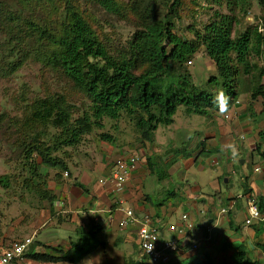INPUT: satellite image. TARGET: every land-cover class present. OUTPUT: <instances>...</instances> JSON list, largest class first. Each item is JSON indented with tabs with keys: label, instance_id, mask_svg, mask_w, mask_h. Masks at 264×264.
I'll return each instance as SVG.
<instances>
[{
	"label": "rangeland",
	"instance_id": "obj_1",
	"mask_svg": "<svg viewBox=\"0 0 264 264\" xmlns=\"http://www.w3.org/2000/svg\"><path fill=\"white\" fill-rule=\"evenodd\" d=\"M21 1L0 0V178L4 177L8 181V186L0 184V231L2 234H11L7 244L31 237L34 232H37L34 235L35 248L44 247L43 250L47 252H51L50 247L68 250L73 243H80V238L84 237L81 232L85 231L83 226L91 230L90 228L95 227L94 219L90 214L88 218L80 214L84 219H81L80 226L79 220L73 219V215L66 212L72 208V202L67 203V196H60V192L67 190L69 185H83V179L87 177L91 179L93 186H97L118 156L129 152L136 153L140 161L144 162L146 170L154 175L148 176L147 181L153 187H146L152 194L155 205L152 206L153 212L161 209L163 203H166L164 206L171 204V207H177L180 199L171 198L167 191L171 189L172 192H178L180 180L189 178L193 181L201 171V164L208 162L207 157H200L190 168L183 161L177 167L172 166L176 160L179 163L182 156L184 159L195 156V146L205 132L200 127L207 119L189 116L185 107L181 106L174 116V124L169 127L160 126L152 142L143 138L136 121L126 115L117 121L107 118L96 120L88 95L63 71L47 63L51 47L39 40L37 34L31 32L26 24L31 22L52 34L60 35L67 21L66 7L69 3L81 14L111 56L129 59L131 42L138 30L131 9L133 2L147 3L152 0H117L123 8L120 15L108 13L91 0H32L30 4H23ZM259 10L257 1H254L253 12L247 18L248 23L245 18L240 17L241 25L235 30L244 32L249 27L248 24L255 22ZM216 13L227 16L230 10L225 3L220 5L206 3L204 0H181L179 18L174 19L175 32L180 37L192 40L190 28L203 31L215 19ZM9 14L18 15L21 23L8 22ZM161 14L167 15L168 8H161ZM249 61L254 66L250 75H246L242 68L243 72L237 77V101L242 105H249L248 110L257 124L264 119V105L260 104V99L255 103L257 107L253 111L250 86L253 79L258 78L261 71L264 72V52L261 57L251 55ZM186 69L191 74L193 84L199 89L213 92L215 96L221 91L214 83H209L212 79L219 81L220 78L215 64L203 50L192 59V64H187ZM142 71L143 68L139 67L135 72L138 74ZM56 102L68 115L69 122L65 128L55 125L56 108L51 111L52 116L47 120L33 117L44 104L54 105ZM221 112L213 111L212 115L221 116ZM83 122L89 124L90 132L85 131L81 124ZM79 132L82 133L78 143L69 145L72 133ZM105 136L110 139H105ZM261 144H264L262 138ZM40 151L47 160H55L59 166L50 167L44 162L36 166ZM256 155L258 158L257 153ZM213 171L208 168L205 176ZM168 172L170 177L161 181ZM54 196L55 202L62 197L65 200L61 211H58L60 214L51 201ZM59 204L61 205L60 201ZM83 248L89 249L90 245L84 243ZM134 248L136 253V247ZM113 249L122 251V247H113L112 251ZM95 259L93 263L96 264L101 258L97 256Z\"/></svg>",
	"mask_w": 264,
	"mask_h": 264
},
{
	"label": "trees",
	"instance_id": "obj_2",
	"mask_svg": "<svg viewBox=\"0 0 264 264\" xmlns=\"http://www.w3.org/2000/svg\"><path fill=\"white\" fill-rule=\"evenodd\" d=\"M30 1L32 0L21 2L30 4ZM91 1L99 4L110 14L123 13V8L117 0ZM204 1L220 5L225 3L230 14L222 16L216 13L215 19L205 26L203 31L190 28L192 40L180 37L175 32L174 19L179 18L181 0L133 2L131 9L138 30L131 42L129 59H117L111 56L81 14L69 3L66 7L67 21L60 35L52 34L31 22L26 24L31 32L37 34L39 40L45 41L51 47L49 56H46L47 63L63 71L88 95L96 120L107 118L117 121L126 115L136 121L143 138L147 142H152L160 126L169 127L174 124V116L181 106L185 107L187 115L206 116L210 112L221 111L215 93L201 90L194 85L191 74L186 69L187 64L192 63L196 54L203 50L215 64L220 79L219 81L212 79L209 83H214L231 98L229 107L238 99L237 77L241 75L243 69L246 75H250L254 67L249 57L251 55L261 57L264 52V38L258 32L260 24L264 23V0ZM254 1H257L260 9L255 22L248 24L249 27L244 32H237L235 28L241 25L240 17L245 18V22L248 23L247 18L253 12ZM164 6L168 8V14L165 16L161 14V8L165 9ZM7 17L8 22L21 23V18L16 14H9ZM1 25L2 15H0ZM0 64H2V52ZM139 67H142L143 71L137 74L135 71ZM263 77L264 72L261 71L259 77L253 79L254 82L250 86L251 102L264 98ZM55 108L58 110L55 125L65 128L69 118L57 102L54 105L44 104L43 108L33 114V117L47 120L52 116L51 111ZM81 124L85 131H91L88 123ZM82 132L72 133L69 145L78 143ZM105 139L109 140L110 137L105 136ZM256 153L264 160L261 145H257ZM37 158L39 160H36V166L41 162L49 164L50 167L59 166L57 161L47 160L41 151ZM0 184L8 186L7 179L0 178ZM81 185L79 184V187H82ZM51 201L54 202L53 205L56 203L55 196ZM259 202L260 208L264 210V200L260 199ZM97 231L98 227H93L87 232L82 230L84 237L80 238V243H73L68 250L62 247H50L52 253L47 251L35 253L31 249L25 257L42 264H77L100 246H104L98 239ZM84 243L90 245V248L84 249ZM240 261L241 264H258L246 259L243 254Z\"/></svg>",
	"mask_w": 264,
	"mask_h": 264
},
{
	"label": "crops",
	"instance_id": "obj_3",
	"mask_svg": "<svg viewBox=\"0 0 264 264\" xmlns=\"http://www.w3.org/2000/svg\"><path fill=\"white\" fill-rule=\"evenodd\" d=\"M260 99L258 101L263 106L264 98ZM256 102H253V111L257 107ZM248 106L242 105L238 100L232 103L228 110L220 111L221 116L212 115V112L201 116L207 120L200 127L205 132L195 146V156L190 159H184L182 156L179 163L176 160L172 167H177L183 161L187 168H190L200 157H207L208 165L201 164V171L193 181L189 178L180 180L178 192H172L171 189L167 191L171 198L180 199L177 207H171V204L164 206L166 203H163L161 209L153 212L152 206L155 205L152 194L146 187H153V184L147 181L148 176L154 175L146 170L144 162L131 174L125 192L121 195L113 193L109 186H93L89 177L83 179L82 187L76 183L60 192V196H67V203L72 202V208L66 212L71 213L73 219L80 222L83 219L80 214L86 217L90 214L93 219L94 214L98 212L106 218L105 224L97 226L98 239L104 246H100L77 264H95L93 261L97 256L101 259L96 264H149L140 252L137 227L132 225L125 230L119 227L124 216L123 211L128 208L133 209L138 217L150 214L153 224L160 230L161 241L176 238L177 235L170 230V226L180 224L183 214H188L196 225L193 232L179 238V250L166 255L165 264H241L242 254L252 262L264 264V222L261 225H245L247 210L244 198L253 195L264 200V160L256 158L257 145H262L261 149L264 151V144H261V138L264 140V119L255 124ZM211 160L218 161V165H212ZM208 168L214 171L205 176V170ZM170 175L169 172L166 173L161 181ZM129 198L127 203L119 204ZM54 205L57 212L61 211L59 200ZM223 210H226V213H223ZM83 228L86 232L89 231L84 226ZM36 234L37 232H34V235ZM34 235L26 238L33 239L28 251L33 249L35 253L44 252L43 246L35 248ZM9 239L11 234H2L0 231V251L7 249L14 242H19L7 244ZM195 244H199L198 250H193ZM113 247H122V251H112ZM23 264L42 263L25 257Z\"/></svg>",
	"mask_w": 264,
	"mask_h": 264
},
{
	"label": "built area",
	"instance_id": "obj_4",
	"mask_svg": "<svg viewBox=\"0 0 264 264\" xmlns=\"http://www.w3.org/2000/svg\"><path fill=\"white\" fill-rule=\"evenodd\" d=\"M259 33L264 38V23L262 22L258 29ZM140 163V158L137 154L125 153L119 155L109 169L107 176L101 179L99 183L103 187L109 186L111 191L116 195H121L125 192L127 182L131 174L137 169ZM212 165H218V161L211 160ZM130 201L122 200L119 204ZM61 206L65 203L63 197L60 199ZM248 218L247 225H251L254 220H260L263 216L259 209L258 201L253 197L247 198ZM226 213L225 210H223ZM101 222L102 219H96ZM137 227L139 247L142 256H144L149 264H165V256L176 253L179 250V238L186 237L189 233L195 230V224L188 214H183L180 224L170 226V230L177 236L170 241H161L159 228L153 224L149 215L138 217L132 209L124 210V218L120 222L122 230L129 226ZM33 244V239L29 238L24 241L14 242L10 247L0 251V264H23L24 256ZM193 250L199 249V244L193 245Z\"/></svg>",
	"mask_w": 264,
	"mask_h": 264
},
{
	"label": "clouds",
	"instance_id": "obj_5",
	"mask_svg": "<svg viewBox=\"0 0 264 264\" xmlns=\"http://www.w3.org/2000/svg\"><path fill=\"white\" fill-rule=\"evenodd\" d=\"M259 32V31H258ZM190 64H192L191 62H190ZM230 97L228 96V95H226V93L223 91V90H221V91H219L218 92V94H217V97H216V101H217V103H218V106H219V109L221 110V111H226L227 110V107H228V104H229V101H230ZM226 118L228 119V116H226ZM130 153V152H129ZM131 154H136V153H131ZM141 164V161H140V163H139V165ZM138 165V166H139ZM110 169V168H109ZM108 172H109V170H108ZM108 172H107V174H108ZM107 175H105V177H106ZM100 181V180H99ZM99 185H101L100 183H99ZM107 188V187H106ZM248 197H253V198H255L257 201H258V205H259V209H260V211H261V214H262V218L260 219V220H254V222L251 224V225H247L246 224V220H247V218L249 217L248 215V208H247V198ZM60 199V198H59ZM245 202H246V210H247V217H246V220H245V225L246 226H253V225H261L263 222H264V210H262L261 208H260V199L258 198V197H256V196H253V195H247L245 198ZM60 201V200H59ZM234 204H235V202H233ZM234 206V205H233ZM129 209V208H128ZM125 210V209H124ZM133 210V209H132ZM226 211V210H225ZM124 212V211H123ZM105 213H107V212H105ZM224 213V212H223ZM145 215H149L150 216V214H145ZM91 217V216H90ZM151 217V216H150ZM182 217V216H181ZM98 218H100V219H102V221L101 222H97L96 221V219H98ZM123 218H124V216H123ZM122 218V219H123ZM94 223H95V227H97V226H102L103 224H105V222H106V219H105V216H104V214L102 215L100 212H98V213H95L94 214ZM122 219H121V221H122ZM120 221V222H121ZM132 226V225H131ZM98 227V228H99ZM119 227H120V223H119ZM130 227V226H129ZM195 228H196V225H195ZM121 229V228H120ZM159 234H160V230H159ZM29 251H27L26 252V254L28 253ZM141 252V251H140ZM25 254V255H26ZM25 258V257H24ZM259 264V263H258Z\"/></svg>",
	"mask_w": 264,
	"mask_h": 264
}]
</instances>
